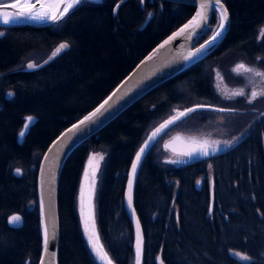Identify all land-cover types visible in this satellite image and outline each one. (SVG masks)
<instances>
[{"label":"trees","instance_id":"obj_1","mask_svg":"<svg viewBox=\"0 0 264 264\" xmlns=\"http://www.w3.org/2000/svg\"><path fill=\"white\" fill-rule=\"evenodd\" d=\"M224 3L230 28L208 58L155 87L68 157L58 189L59 264H99L78 212L81 177L92 153L105 155L95 197L100 240L114 264H136L124 196L136 152L174 110L230 105L219 100L215 68L228 83L237 62L264 70V0ZM194 9L169 0H85L57 25L0 28V264H38L37 169L50 142L107 96ZM218 24L213 14L211 30L197 45ZM65 42L68 49L37 69L22 66L28 57L45 58ZM29 115L37 121L19 143ZM187 117L197 125L205 120L199 110ZM166 138L147 152L134 186L144 234L142 264H157L159 255L165 264H264V113L245 137L211 159L179 166L165 162ZM12 215L21 217V226L9 223Z\"/></svg>","mask_w":264,"mask_h":264},{"label":"water","instance_id":"obj_2","mask_svg":"<svg viewBox=\"0 0 264 264\" xmlns=\"http://www.w3.org/2000/svg\"><path fill=\"white\" fill-rule=\"evenodd\" d=\"M175 2H182L193 4L195 6L192 15L180 26H178L169 35L163 38L157 43L143 58L129 71V73L105 96L96 106L86 112L84 115L79 117L77 120L69 124L63 129L55 138L50 142L48 147L45 149L39 166L37 169V202H38V213H39V233L41 239V251L38 260V264H59V242L61 234L60 216H59V203H58V189L59 181L62 169L72 152L88 140L90 137L98 133L102 128L109 124L112 120L121 115L127 108L137 102L139 99L144 97L147 93L153 90L161 83L170 80L178 74L185 71L192 65L205 60L208 58L222 43L225 39L229 28H230V13L224 0H221L223 8L227 9V20L224 22V29L219 28V24L215 31L202 43L198 44V40L203 36V33L199 36L196 33L200 32L201 25L207 20L211 23V19H207L209 16V0H169ZM50 4L51 10L57 11V15L63 12L65 5L59 4L58 0H10L7 2H0V28H12L24 25H30L34 27H44L57 25L63 22L70 13H72L77 7L70 9L64 18L58 21H52L48 19L44 20H32L23 19L19 21H13L12 23L5 24L3 19L5 17H13L18 12H32L43 11L41 4ZM201 4L205 6L200 7ZM34 5V7H32ZM80 6V5H79ZM197 13H202L198 16ZM185 25L188 27L185 28ZM184 29L182 33L180 30ZM220 31L222 34L211 44L212 37ZM180 33V35H176ZM165 41H168L165 43ZM200 49V53L197 54V50ZM206 49V50H205ZM199 58H195L196 56ZM29 69V68H28ZM37 69V67L29 70ZM256 92V90H254ZM111 97V99H109ZM107 101V103H105ZM104 105L103 108H100ZM212 106L207 105H194L172 115L170 118L165 120L163 123L155 127L147 136L145 141L142 143L138 151L136 152L131 166L129 168L126 187H125V205L128 213L131 217L134 227V250H135V262L136 264H142L143 252H144V234L141 223L134 207V186L138 175L141 163L150 150L152 145L173 125L178 123L182 118L189 116L194 111H188L189 109L201 110L204 108H211ZM100 108V112L92 117V120H86V117H90L92 113L96 112V109ZM184 113V115H181ZM31 117L34 123H29L28 118ZM176 118V119H174ZM172 123H168V121ZM37 117L33 115L25 116L22 129L18 133V142L22 143L24 137L29 132L31 126L35 124ZM83 121V123H81ZM162 125L167 127L161 128ZM27 126V127H26ZM157 129H161L155 137L152 134ZM24 131V136L21 139L19 134ZM245 137V136H244ZM238 141V140H236ZM218 143L213 140H209L203 137L188 135L182 132H175L162 143V148L165 152L169 153L171 158L164 159L165 162L176 160L178 161L175 165H185L198 160L211 159L217 155H220L229 150L237 142ZM207 142V150L209 155L205 156L202 152L197 151L205 146ZM219 146V151H213L216 146ZM230 145V146H229ZM144 148V152L141 154L140 149ZM188 153H195L192 156L187 155ZM141 155L139 163L136 161L137 155ZM89 162V161H88ZM85 165L83 174L81 177L79 192H78V212L81 221H87L88 230L94 232V241L97 248L99 249V256L104 257L100 260L101 264H107L110 260L111 264H114L109 255L107 254L99 237L97 222L95 218V188L97 187L96 182L97 176L93 172L92 163ZM136 163L135 173L132 171L133 164ZM173 164V163H172ZM96 185V186H95ZM131 185V187H129ZM199 185V184H198ZM83 192V197L81 193ZM129 197L131 199L129 200ZM83 201V203L81 202ZM213 202V199H212ZM213 204V203H212ZM13 216L9 218L10 220ZM20 217V216H19ZM21 218V217H20ZM139 223V227L137 226ZM22 221L13 225L15 227L21 226ZM47 230V245L45 246V231ZM86 232V231H85ZM89 246L90 242L87 238V233L84 235ZM140 242L141 252L139 259L137 257V242ZM92 249V247L90 246ZM93 251V249H92ZM97 256V255H95ZM161 256L156 257L157 264H161ZM29 264V260L26 262ZM163 264H165L163 262Z\"/></svg>","mask_w":264,"mask_h":264},{"label":"rangeland","instance_id":"obj_3","mask_svg":"<svg viewBox=\"0 0 264 264\" xmlns=\"http://www.w3.org/2000/svg\"><path fill=\"white\" fill-rule=\"evenodd\" d=\"M7 1L10 0H0V2L3 3ZM262 30H264V26L261 28V33ZM57 48H54L50 52V54L45 58H43L41 55H32L31 57H28L23 62L22 66L27 67L29 63H34L36 65L43 63L49 58L50 55H53ZM241 63L244 64L246 67L253 69L254 71L244 72L243 70H241L239 73L235 72L234 69ZM255 71L264 72V70L259 68L257 64L237 62L231 68L233 83H228L223 73H221L217 68H215V90L218 94L219 100L221 102L224 101L226 102V104L228 103L230 105H210L212 106L211 108H204L199 110L201 111L202 115L205 116V120L202 121L200 125L195 124L193 119H188V117L186 116L182 118L178 123L173 125L171 129L178 125L179 127L175 130V132L179 131L188 135L203 137L209 140L216 141L218 143L233 142L246 136L249 130L254 126V123L259 120L262 114L264 113V94L262 93V96L256 95L254 99L251 96V93L257 87H264V77L256 76L254 74ZM222 85H224L228 89V96L227 94H225L224 96L223 91L220 89ZM240 91H243L244 94L233 95V93ZM202 105L207 106L209 104ZM219 109H224V111H219ZM179 111L181 110H174L173 115H175ZM175 132L166 131V133H164L162 137H169L170 133L173 134ZM162 137H160L159 139H161ZM163 141L164 139H162V143ZM171 156L172 155L164 151V159H169L171 158ZM104 159L105 155L103 153L95 152L92 153L87 160V162L89 161V165L90 162L92 163L91 166L93 172L97 176V181H99L100 171ZM96 184L98 185L97 182ZM96 192L97 187L95 188V193ZM80 225L82 232L85 235V221L83 222L80 219ZM88 227L90 228V224ZM95 258L97 259L99 264H101L97 256H95Z\"/></svg>","mask_w":264,"mask_h":264},{"label":"snow or ice","instance_id":"obj_4","mask_svg":"<svg viewBox=\"0 0 264 264\" xmlns=\"http://www.w3.org/2000/svg\"><path fill=\"white\" fill-rule=\"evenodd\" d=\"M142 2V0H141ZM58 3L59 4H63L65 5L64 8H63V12H60L59 15H57V11H59V8H57L56 11H52L51 10V5L50 4H45V3H42L41 4V8L42 9H47V10H43V11H36V12H32L31 10L27 11V12H18L15 16L13 17H5L3 19V22L5 24H8V23H12L13 21H19V20H23V19H32V20H44V19H48V20H52V21H58V20H61L64 18V15L67 14L69 12L70 9H73L75 7H78L79 5L81 4H84L85 3V0H58ZM205 5L204 4H201L200 7L203 8ZM34 7V5L32 6ZM117 7H119V5H117ZM209 16L207 19H211L212 15L215 14L216 16V19L218 20L219 22V28L220 29H224V22L227 20V9L223 8L222 6V3H221V0H209ZM198 16L202 15V13H197ZM188 27V25H185V28ZM211 30V25L210 23L207 22V20H205V22L201 25L200 27V32L196 33L197 36L201 35L202 33L203 34H206L207 31ZM184 31V29H181L180 30V33H182ZM180 33H177L176 35H180ZM4 33L0 32V35H3ZM222 33L220 31H217L216 34L212 37V41L209 42V44H211L213 41H215ZM262 35H264V30H262ZM168 41H165V43H167ZM70 47V45L68 43H61L59 45V47L55 50V52L53 53V56L61 53L62 51L68 49ZM206 50V49H205ZM200 49L197 50V54L200 53ZM195 58H199V56L197 55ZM47 62V61H46ZM27 67L29 69H33L35 67H38V65L34 64V63H29L27 65ZM241 70H243L244 72H253L254 70L251 69V68H248L246 67L244 64H239L235 69L234 71L239 73ZM256 76H260V77H264V72H260V71H255L254 73ZM243 91H240V92H236V93H233V95H243ZM257 93L256 92H252L251 93V96L252 98L254 99L256 97ZM109 99H111V97H109ZM105 103H107V101H105ZM104 105H101L100 108H103ZM100 108H97L96 109V112L92 113L90 117H86L85 119L86 120H92V117H95L96 114L98 112H100ZM196 109H189L188 111H195ZM219 111H224V109H219ZM181 115H184V113H181ZM176 119V118H174ZM28 122L29 123H34V120L33 118L29 117L28 118ZM83 123V121L81 122ZM168 123H172V121H168ZM27 127V126H26ZM164 127H167V125H162L161 128H164ZM161 129H157L156 132H154L152 134V137H155L156 134L160 131ZM24 136V131H22L20 134H19V137L22 139ZM230 146V145H229ZM207 142H205V146L200 148V149H197V151L199 152H202L203 155L207 156L209 155V151L207 150ZM219 146L217 145L213 151H219ZM144 152V148H141L140 149V153L142 154ZM195 153H188L187 155L189 156H192L194 155ZM141 159V155L138 154L137 157H136V161L137 163H139ZM170 163H177L178 161L176 160H172V161H169ZM136 163L133 164L132 166V171L133 173H135V170H136ZM17 174H20V170L17 169L16 170ZM131 187V185L129 186ZM81 196L83 197V192L81 193ZM131 199V197H129V200ZM81 202L83 203V201L81 200ZM21 222V218L19 216H13L10 220V223L13 224V225H17ZM137 226L139 227V223L137 222ZM85 231L87 233V238L90 242V246L92 247L93 249V253L94 255H97V257L99 259H104V257L102 256H99L98 253H99V249L97 248L96 246V243L94 241V236H95V233L94 232H90L88 230V225H87V221L85 222ZM47 230L45 231V246L47 245ZM140 252H141V248H140V242L138 240L137 242V257L139 259V255H140ZM244 259H248V257H243ZM107 264H111V261L108 260L107 261ZM161 264H163V261H161Z\"/></svg>","mask_w":264,"mask_h":264},{"label":"flooded vegetation","instance_id":"obj_5","mask_svg":"<svg viewBox=\"0 0 264 264\" xmlns=\"http://www.w3.org/2000/svg\"><path fill=\"white\" fill-rule=\"evenodd\" d=\"M220 89L223 91L224 96H225V94H227V96H228V90H225L224 87H220ZM255 90H256L257 95H259V96H262V93L264 94V87H257Z\"/></svg>","mask_w":264,"mask_h":264}]
</instances>
